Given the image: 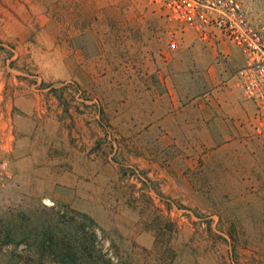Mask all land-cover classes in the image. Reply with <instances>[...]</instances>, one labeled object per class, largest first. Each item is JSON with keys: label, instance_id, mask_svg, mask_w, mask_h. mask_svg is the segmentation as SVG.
<instances>
[{"label": "rangeland", "instance_id": "rangeland-1", "mask_svg": "<svg viewBox=\"0 0 264 264\" xmlns=\"http://www.w3.org/2000/svg\"><path fill=\"white\" fill-rule=\"evenodd\" d=\"M243 63L152 0H0V264H264Z\"/></svg>", "mask_w": 264, "mask_h": 264}, {"label": "built area", "instance_id": "built-area-1", "mask_svg": "<svg viewBox=\"0 0 264 264\" xmlns=\"http://www.w3.org/2000/svg\"><path fill=\"white\" fill-rule=\"evenodd\" d=\"M152 1L169 21L193 29L200 41L230 43L242 53L244 63L235 78L264 127V25L253 23L239 0ZM170 47L176 49L177 44ZM11 179L9 163L0 151V193Z\"/></svg>", "mask_w": 264, "mask_h": 264}, {"label": "crops", "instance_id": "crops-1", "mask_svg": "<svg viewBox=\"0 0 264 264\" xmlns=\"http://www.w3.org/2000/svg\"><path fill=\"white\" fill-rule=\"evenodd\" d=\"M231 56L232 55H231V52H230V57ZM196 59H198V58L196 57ZM190 106L192 107V110H195V111L198 112L200 109H202L204 107V103L203 102H200L199 101V97H197V99L195 101H192L190 103Z\"/></svg>", "mask_w": 264, "mask_h": 264}]
</instances>
